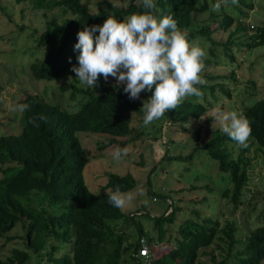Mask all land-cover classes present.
I'll list each match as a JSON object with an SVG mask.
<instances>
[{"label": "trees", "instance_id": "16d2710c", "mask_svg": "<svg viewBox=\"0 0 264 264\" xmlns=\"http://www.w3.org/2000/svg\"><path fill=\"white\" fill-rule=\"evenodd\" d=\"M238 2L236 17L221 11L220 15H213V29L204 24L195 32H189L187 38L197 33L214 44L212 35L215 32L228 31L224 48L231 60L233 55L229 52V45L234 42L230 38L235 33H240L245 40L238 44L250 48L263 45L264 26H249L245 21L252 3ZM29 3L30 9L34 13L41 11L44 19L43 30L33 39L42 54L28 67L31 76L37 80L58 78L77 64L79 53L74 51L76 33L85 26L99 25L107 17L122 18L134 12L151 11L157 19L172 15L183 30L191 25L195 13L209 8L208 0H154V9L143 8L141 0H128L125 6L107 2L105 8L97 2L95 11H90L81 0H29ZM53 7L60 8L68 16L62 20H57L54 15L48 17L46 11ZM5 8L0 5V10ZM249 29L253 32L247 35ZM209 52L213 54L211 49ZM208 64L210 59L206 57L204 65ZM113 85L100 82L93 90L72 83L60 85V91L81 96L73 112L45 102L35 94L24 95L21 104L30 107L21 112L19 132L0 135V237L9 240L8 233L22 223L25 248L13 249L11 255L0 258V264H26L30 256L34 257L35 264H142L143 261H149L148 264H206L200 259L205 254L209 255V264H228L229 259L233 264H261L264 260V226H256L239 242L235 239L232 222L225 220L220 224L210 218L184 219L176 225V236L167 252L154 258L152 254L146 259L136 256L140 238H144L151 248L156 244L154 242L164 240L165 225L174 221L178 207H167L169 212L166 209L160 216L152 217L157 231L152 237L138 220H134L135 215L124 213L108 203L110 189L119 187L122 192H127L135 186L131 174L106 173V181L95 193L85 184L83 168L86 159L76 132L105 136L106 141L98 146L99 150L113 143L122 147L143 134L140 126H131V114H143L140 110L142 101L152 92L142 91L139 99L131 100L123 92V84L119 88ZM214 86L210 85V90ZM218 86L228 96L223 86ZM205 111L204 105L185 99L177 109L169 110L164 116L171 123H184L188 116L198 119ZM242 112L250 121V138L258 149L264 151V101L258 99L244 107ZM41 115L46 121L39 119ZM34 118L35 123H30ZM198 132L197 129V135ZM227 141H231L229 136L215 129L205 140H196L194 148L200 147L216 161L220 172L228 173L230 186L223 189L220 196L235 204L248 179L246 166L249 161L242 152L231 157ZM191 155L192 152L171 158L186 160ZM38 194L44 197L46 207L56 208L55 213L30 205L31 198ZM261 198L264 203V192ZM119 222L120 228L116 229ZM60 246H68V249L56 255ZM212 246L217 249L216 255L207 251Z\"/></svg>", "mask_w": 264, "mask_h": 264}, {"label": "rangeland", "instance_id": "374dc122", "mask_svg": "<svg viewBox=\"0 0 264 264\" xmlns=\"http://www.w3.org/2000/svg\"><path fill=\"white\" fill-rule=\"evenodd\" d=\"M243 1L252 3V9L247 12L246 23L253 27L264 26V0ZM97 2L105 8L107 2L114 6H125L128 0H81V3L90 11L96 10ZM216 3L217 0H208L209 8L193 15L191 25L186 28L187 33L195 32L204 24H208L209 29H213L215 21L213 15H220L221 11L233 17L238 15L236 8L239 7V2L238 5H231V3L222 5L218 12L213 10ZM0 5L6 7L5 10H0L1 135L19 132L21 112L10 111L7 105L21 104L25 94H35L45 102L57 104L60 108L73 112L77 109L81 96L78 94L71 96L69 91L62 92L59 86L67 83L80 87L86 86L75 79V73L71 71V67L60 77L52 80L33 78L28 67L42 54V49L35 47L33 40L44 28L41 11L34 13L30 9L29 0L18 3L15 0H0ZM46 12L48 17L54 15L57 20L68 16V13H63L58 7H53ZM102 24L103 22L99 25ZM252 30L249 29L247 35L252 33ZM228 34V31L215 32L212 35L214 44L197 33L187 38L189 42H195L203 48L206 57L210 59V64L204 65L200 73L207 83L197 86L201 89L203 96L187 98L205 106L206 111L200 118L188 116L184 123H171L163 116L150 125L144 126L143 114L132 113L131 126L135 128L140 126L142 136L127 142L122 147L113 143L102 150H99L98 146L105 143V136L89 132L75 133L86 159L83 168L85 184L95 193L106 181V173L113 172L120 176L126 173L131 174L135 180V186L127 192H132L134 199L120 210L135 215L134 220H138L150 236H156L157 232L153 226L152 217L160 216L167 207L175 209L178 207L174 214V221L165 225L164 240L160 243L154 242L156 244L152 248L148 246V254H152L153 258L171 248L176 236V225L186 218L197 221L201 218H210L220 224L228 220L234 224V236L239 242H242L247 232L256 226H264V203L261 198L264 192V151L258 149L251 138L248 148L239 147L233 140L227 141L231 157L235 158L242 152L249 161L246 166L247 182L242 189L240 199L234 204L220 196L222 190L230 186L228 173L220 172L216 161L209 158L200 147L194 148L196 140L203 141L215 129L221 130L213 115L217 108L222 111H242L244 107L258 99L264 101V44L247 47L243 44L244 37L242 35L240 37V33H235L230 38L234 42L229 45V52L233 55L231 60L225 54L226 48H224ZM238 42L243 43L238 44ZM210 49L213 54H210ZM100 82L116 84L113 77L105 81L101 76L97 83ZM218 84L223 86L228 96ZM210 85H215L213 90H210ZM117 147L127 150L119 160L113 158V151ZM191 152L190 159L171 158L174 155L184 156ZM29 203L33 207L44 208L49 213L56 212V208L46 207L41 194L32 197ZM169 211L170 209H167L166 212ZM119 225L120 222L116 224V229L120 228ZM123 228L126 231L125 225ZM24 235L25 228L22 223H18L8 233L9 240L0 237V258L11 255L13 249H24ZM61 247L56 250V255L68 249V246ZM138 248L136 256L139 254ZM207 251L217 254V249L213 246ZM208 257L209 255L205 254L200 259L209 264ZM33 258L30 256L26 264H35ZM148 262L143 261L142 264H148ZM228 264H233V260L229 259ZM261 264H264V260Z\"/></svg>", "mask_w": 264, "mask_h": 264}, {"label": "clouds", "instance_id": "9594fccd", "mask_svg": "<svg viewBox=\"0 0 264 264\" xmlns=\"http://www.w3.org/2000/svg\"><path fill=\"white\" fill-rule=\"evenodd\" d=\"M238 5V0H217L213 6L219 11L222 5ZM142 7L154 9V0H141ZM98 35L94 36V33ZM74 51H78L77 64L71 66L75 79L93 89L102 76L116 80L114 88L124 85L129 99L140 98L142 91L151 96L142 101L143 125L161 119L169 110L177 109L188 97H202L198 85H206L200 73L204 68L206 52L187 39V30L178 27L172 15L157 17L151 11L134 12L122 20L107 17L102 25L85 26L76 33ZM71 58H69L70 60ZM10 111L24 112L27 104H8ZM221 130L239 147L248 148L252 128L242 111H214ZM46 121V117L40 116ZM35 123V118L29 121ZM126 149L113 151L119 160ZM134 199L132 192L119 187L109 190L108 203L117 209L128 206Z\"/></svg>", "mask_w": 264, "mask_h": 264}, {"label": "built area", "instance_id": "2783aa9c", "mask_svg": "<svg viewBox=\"0 0 264 264\" xmlns=\"http://www.w3.org/2000/svg\"><path fill=\"white\" fill-rule=\"evenodd\" d=\"M139 254L138 256L146 259L148 258V246L144 240V238L139 239V248H138Z\"/></svg>", "mask_w": 264, "mask_h": 264}, {"label": "water", "instance_id": "95a60500", "mask_svg": "<svg viewBox=\"0 0 264 264\" xmlns=\"http://www.w3.org/2000/svg\"><path fill=\"white\" fill-rule=\"evenodd\" d=\"M109 84H111L110 82H108Z\"/></svg>", "mask_w": 264, "mask_h": 264}]
</instances>
